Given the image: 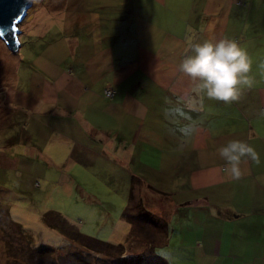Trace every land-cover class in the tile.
Segmentation results:
<instances>
[{"label":"crops","instance_id":"0c3cea01","mask_svg":"<svg viewBox=\"0 0 264 264\" xmlns=\"http://www.w3.org/2000/svg\"><path fill=\"white\" fill-rule=\"evenodd\" d=\"M60 2L18 26L23 72L13 85L0 74L6 113L22 112L31 132L42 126L47 158L68 173L78 164L117 183L108 190L127 207L136 184L155 196L159 216L174 221L163 243L174 264H264V0ZM221 38L253 62L252 86L232 103L197 93L178 71L190 41ZM231 139L259 155L242 162L239 180L217 152ZM1 161L18 163L0 152Z\"/></svg>","mask_w":264,"mask_h":264},{"label":"rangeland","instance_id":"374dc122","mask_svg":"<svg viewBox=\"0 0 264 264\" xmlns=\"http://www.w3.org/2000/svg\"><path fill=\"white\" fill-rule=\"evenodd\" d=\"M60 1L33 0L18 26L26 28L37 7L50 2L47 5L59 9ZM21 59L0 38V74L4 69L9 72L6 79L10 85L14 75L23 72ZM9 103L0 93V152L18 159L13 168L3 167L13 163L0 162V264H157L158 258L174 264L172 243L168 247L162 244L166 229L172 231L174 221L166 222L165 216H159L155 196L143 194L142 185L136 184L127 207V198L108 190L117 183L103 180L92 167L81 175L77 164L68 173L66 164L47 158L42 148V126L36 132L24 128L26 116L19 110L6 113L4 108ZM25 143L30 155L24 152ZM164 222L168 224L165 229ZM69 228L87 240L77 238ZM131 228L140 242L121 252L117 246L125 244ZM128 254L132 260H119Z\"/></svg>","mask_w":264,"mask_h":264},{"label":"clouds","instance_id":"9594fccd","mask_svg":"<svg viewBox=\"0 0 264 264\" xmlns=\"http://www.w3.org/2000/svg\"><path fill=\"white\" fill-rule=\"evenodd\" d=\"M188 48V54L178 64V71L189 78L197 93L209 100L232 103L241 98L244 88L252 86L253 79L249 75L252 59L247 49L236 40L190 41ZM217 152L230 166L233 180H239L244 175L242 162L251 159L259 163L258 153L244 140L231 139Z\"/></svg>","mask_w":264,"mask_h":264},{"label":"water","instance_id":"95a60500","mask_svg":"<svg viewBox=\"0 0 264 264\" xmlns=\"http://www.w3.org/2000/svg\"><path fill=\"white\" fill-rule=\"evenodd\" d=\"M32 3L33 0H0V26L6 33L1 39L9 50H17V44H19L17 35L21 32L18 25L25 18ZM13 22H15V31L12 30Z\"/></svg>","mask_w":264,"mask_h":264},{"label":"trees","instance_id":"16d2710c","mask_svg":"<svg viewBox=\"0 0 264 264\" xmlns=\"http://www.w3.org/2000/svg\"><path fill=\"white\" fill-rule=\"evenodd\" d=\"M131 196H132V194L130 195V198H131ZM144 212L149 213V210L144 209ZM124 213H125V212H124ZM125 214H126V213H125ZM145 215L147 216L146 218H149V214H145ZM145 215H144V216H145ZM126 216H127V215H126ZM129 221H130V220H129ZM130 223H131V222H130ZM165 226H166V224H165V222H164V229H165ZM69 229H70V231H72V232L74 233V235H75L77 238L87 240V238H85L86 236H84V235H82V234H80V233H78V232L73 231L72 228H69ZM137 242H140V241H139V237H137V236L135 235L134 231H133L132 228H131V232H130V234H129V236H128L126 242H125V244H124V245L117 246V247L120 248L121 252H126L127 250L131 249V248H132ZM162 244H163V243H162ZM106 247L112 248V246H109V245H107ZM121 255H123V253H121ZM120 259H121V260H125V259H127V260H132V256H131V254H128V255H126V256H120V257H119V260H120ZM158 262H159V263H157V264H167L164 260H162V259H160V258H158Z\"/></svg>","mask_w":264,"mask_h":264},{"label":"built area","instance_id":"2783aa9c","mask_svg":"<svg viewBox=\"0 0 264 264\" xmlns=\"http://www.w3.org/2000/svg\"><path fill=\"white\" fill-rule=\"evenodd\" d=\"M115 93V90L111 86H106L103 90V95L106 98H112Z\"/></svg>","mask_w":264,"mask_h":264},{"label":"snow or ice","instance_id":"6c2138e0","mask_svg":"<svg viewBox=\"0 0 264 264\" xmlns=\"http://www.w3.org/2000/svg\"><path fill=\"white\" fill-rule=\"evenodd\" d=\"M19 19V17H17ZM12 30L15 31V22L12 23ZM6 35L2 26H0V38H3Z\"/></svg>","mask_w":264,"mask_h":264}]
</instances>
